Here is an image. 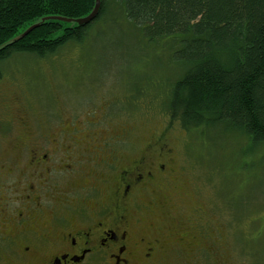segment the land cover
I'll return each mask as SVG.
<instances>
[{
  "label": "rangeland",
  "instance_id": "rangeland-1",
  "mask_svg": "<svg viewBox=\"0 0 264 264\" xmlns=\"http://www.w3.org/2000/svg\"><path fill=\"white\" fill-rule=\"evenodd\" d=\"M139 39L125 22L106 19L79 46L67 45L45 58L13 55L0 66V121H11L9 133L21 131V114L30 119L33 132L42 127L55 132L57 125L70 121L79 130L76 143L78 136L85 143L95 133L111 139L122 135V162L161 139L173 148L175 165L189 184L188 198L179 190L178 176L157 192L172 218L181 221L191 207L202 208L210 223L227 232L222 257H214V264H264V145L251 148L222 127L188 131L169 124L152 95L155 88L138 89L141 94L133 89L153 75L168 79L173 65ZM98 119L96 125L88 123ZM7 141L0 139V150L12 147ZM147 200L143 196L141 201ZM227 205L232 212L220 215ZM165 264L213 263H186L172 255Z\"/></svg>",
  "mask_w": 264,
  "mask_h": 264
},
{
  "label": "flooded vegetation",
  "instance_id": "flooded-vegetation-1",
  "mask_svg": "<svg viewBox=\"0 0 264 264\" xmlns=\"http://www.w3.org/2000/svg\"><path fill=\"white\" fill-rule=\"evenodd\" d=\"M23 115L19 133L0 121V139L12 146L0 150V264H165L172 255L220 261L225 229L202 208L175 221L156 196L176 176L185 198L189 189L161 139L122 162V135L76 143L70 121L33 132Z\"/></svg>",
  "mask_w": 264,
  "mask_h": 264
},
{
  "label": "trees",
  "instance_id": "trees-1",
  "mask_svg": "<svg viewBox=\"0 0 264 264\" xmlns=\"http://www.w3.org/2000/svg\"><path fill=\"white\" fill-rule=\"evenodd\" d=\"M93 6L94 0H0V66L13 55L45 58L79 46L93 26L117 19L173 65L168 79L153 75L133 89L155 88L169 124L222 127L251 148L264 145V0H100L99 15L84 27L49 20L5 46L44 17L77 19Z\"/></svg>",
  "mask_w": 264,
  "mask_h": 264
},
{
  "label": "water",
  "instance_id": "water-1",
  "mask_svg": "<svg viewBox=\"0 0 264 264\" xmlns=\"http://www.w3.org/2000/svg\"><path fill=\"white\" fill-rule=\"evenodd\" d=\"M100 12V0H94V6L93 9L91 10V12L81 18H77V19H68V18H62V17H44L40 20H38L37 22H34L30 27H28L22 34H20L18 37L8 41L5 46L7 45H11L12 43H14L17 40L22 39L23 37H25L32 29L40 26L42 23L52 20V21H61V22H65L68 25H70L69 28H79V27H84L86 25H88L89 23H91L98 15Z\"/></svg>",
  "mask_w": 264,
  "mask_h": 264
}]
</instances>
